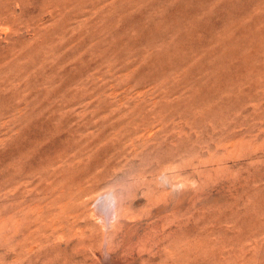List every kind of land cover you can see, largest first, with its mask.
Masks as SVG:
<instances>
[{"label": "rangeland", "instance_id": "obj_1", "mask_svg": "<svg viewBox=\"0 0 264 264\" xmlns=\"http://www.w3.org/2000/svg\"><path fill=\"white\" fill-rule=\"evenodd\" d=\"M0 264H264V0H0Z\"/></svg>", "mask_w": 264, "mask_h": 264}]
</instances>
